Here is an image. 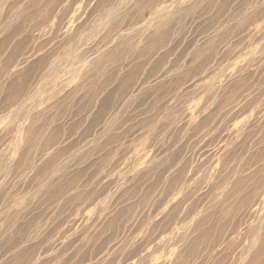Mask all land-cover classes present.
<instances>
[{
	"label": "clouds",
	"instance_id": "9594fccd",
	"mask_svg": "<svg viewBox=\"0 0 264 264\" xmlns=\"http://www.w3.org/2000/svg\"><path fill=\"white\" fill-rule=\"evenodd\" d=\"M239 56L248 59L228 76L232 107L255 110L258 122L235 143V156L222 157L212 189L200 198L214 229L177 231L179 213L169 221L175 205L159 221L153 212L174 193L148 179L151 166L169 157L163 184L185 164L187 156L170 158L179 145L165 150V138L203 91L189 85ZM262 125L264 0H0V264H70L56 235L57 213L102 199L110 190L100 179L104 165L118 167L145 140L153 160L112 193L111 206L123 201L147 213L151 231L141 226L134 238L147 241L144 248L120 260L264 264ZM192 155L207 180L214 158L203 164ZM159 235L169 239L160 243ZM120 248L91 264H109Z\"/></svg>",
	"mask_w": 264,
	"mask_h": 264
},
{
	"label": "rangeland",
	"instance_id": "374dc122",
	"mask_svg": "<svg viewBox=\"0 0 264 264\" xmlns=\"http://www.w3.org/2000/svg\"><path fill=\"white\" fill-rule=\"evenodd\" d=\"M247 59V56H239L231 63V66L228 61H225L207 76L202 77L201 81L189 85L198 89L203 88V91L197 98L188 102V115L182 123L173 127L170 134L171 140L168 141L165 138L167 144L165 150L179 145L175 147L174 153H170V158L187 156V160L174 172H170L168 181L163 184L160 177L168 167L166 161L169 157L151 166V175L148 179L153 180V184L161 186V191L166 195L169 192L174 193L159 211L153 209V212L159 221L162 219V214L167 213L169 208L175 205V211L169 214V221L179 213L180 224L176 227L177 231H190L200 227L207 234L214 229L213 221L202 216L204 205L200 198L205 196V189H212L214 184L212 177L222 167V157L226 153L235 156L232 152L235 143H240L244 137L251 135L249 129L254 130L252 122H258L255 110L243 111L237 108L234 111L232 107L236 105V90L235 86L228 81V76L234 75L239 66L247 62ZM76 82V78H73L68 86L71 87ZM40 107L42 108L43 105ZM238 112L242 114L238 115ZM167 122L171 123V121ZM149 143V140H145L143 144L134 146L119 162L118 167L104 165L107 171L101 174L100 179L104 186H110V190L105 192L97 203L87 205L81 210L62 206V211L57 213L59 219L56 235L64 246L61 251L66 249L68 255L72 257L70 264H91L92 261L98 260L100 256L116 248L117 243L121 245V248L109 260V264H117V262L124 264L120 260L121 255L138 253L144 248L147 241L142 242L134 237L140 234L141 226L144 231H151L146 222L147 213L140 216L139 212H136L131 205L124 204L123 201L113 208L111 196L112 193L122 190L128 179L145 172L148 168L155 156L154 150L145 148V145ZM193 153L203 164L213 161L214 158L207 180H204L201 173L197 171L198 165ZM209 153L212 155L210 156ZM118 159V156H114L112 163ZM101 163L104 164L103 161ZM139 182L147 184L149 189L153 187V184H148V181L142 177ZM133 216L137 219H133ZM153 235L156 234L153 233ZM167 239H169L167 235L156 237L160 243ZM156 240H153L152 244H155ZM152 244L148 245L149 251L152 250ZM124 249H127V252ZM175 251V248L171 249L172 253ZM163 255L164 253L161 252L156 259H161ZM132 258L135 259V256L133 255Z\"/></svg>",
	"mask_w": 264,
	"mask_h": 264
}]
</instances>
